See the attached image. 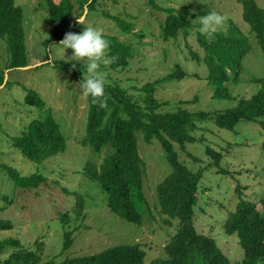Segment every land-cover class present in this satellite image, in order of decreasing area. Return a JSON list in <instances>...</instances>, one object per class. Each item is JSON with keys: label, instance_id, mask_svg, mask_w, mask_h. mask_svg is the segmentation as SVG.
I'll return each mask as SVG.
<instances>
[{"label": "rangeland", "instance_id": "374dc122", "mask_svg": "<svg viewBox=\"0 0 264 264\" xmlns=\"http://www.w3.org/2000/svg\"><path fill=\"white\" fill-rule=\"evenodd\" d=\"M72 1L75 18L82 17L85 25L98 27L103 34L117 35L134 47L127 68L113 69L102 64L100 74L105 81L127 88L141 103L144 93L140 88L145 83L175 71H182L183 77L156 90L155 96L163 104L160 111L185 108L214 113L237 106L240 98H249L259 89L256 79L264 77V52L244 21L240 0H95L85 11L79 7V0ZM255 1L264 8V0ZM16 3L24 13L26 51L20 60L13 61L8 38H0V162L25 176L40 173L47 182L38 189H24L16 186L0 168V219L13 224L10 229L0 228V240L18 239L24 248L37 252L44 261L92 255L119 244L141 245L147 253L146 264L167 257L165 246L177 233L179 220L167 218L158 197L159 184L173 171L166 150L158 139L147 143L143 133L137 132L139 152L146 162L143 221L135 224L122 219L111 210L107 192L86 169L89 162L99 166L114 148L108 146L96 152L85 142L89 98L82 94L81 79L76 76L88 75L85 66L71 60L72 49L64 53L60 42H46L51 37L47 0H16ZM156 4L163 9L182 10L192 26L187 32L181 30L176 38L166 39L162 28L167 13ZM212 11L228 17L226 26L220 30L226 31L232 20L252 39L239 81L228 85L231 97L215 95L208 80L209 69L202 60L199 20ZM113 17L131 22L133 32L138 31L141 36L123 32ZM83 30L84 25L80 24L72 33ZM205 35L208 40L213 39V34ZM107 55L109 58V49ZM61 61L73 63L75 70L56 68L55 64ZM30 89L46 100L67 142L65 152L42 163L24 157L12 141L33 119L45 114L44 109L25 102ZM262 120H242L234 129H225L209 119L198 123L199 128L193 134L195 140L188 142L185 150L175 145L180 161L192 171L201 172L194 206L196 229L214 237L232 264L242 261L245 251L237 234L226 232L225 222L241 198L256 202L264 195ZM209 146L220 153L218 162L208 155ZM65 213L69 216L66 223ZM67 231L73 232L74 242L64 250ZM13 249L8 248L0 259Z\"/></svg>", "mask_w": 264, "mask_h": 264}, {"label": "trees", "instance_id": "16d2710c", "mask_svg": "<svg viewBox=\"0 0 264 264\" xmlns=\"http://www.w3.org/2000/svg\"><path fill=\"white\" fill-rule=\"evenodd\" d=\"M94 1L79 0V7L85 11ZM240 2L243 4L244 21L249 24L250 33L256 37L264 52V8L255 0ZM47 3L51 37L46 42H61L66 33H72L80 25L74 17V3L72 0H47ZM155 6L167 13L162 28L166 39L176 38L181 30L187 32L192 26L182 10L163 9L157 4ZM23 17V9L16 0H0V38H8L14 55L13 61L20 60L26 51ZM113 19L119 22L123 32L141 36L138 31L133 32L131 22L117 17ZM103 35L109 42V67L127 68L129 59L134 56V47L117 35ZM198 40L204 51L202 60L209 69L208 80L215 89V95L231 97L228 85L240 79L243 61L252 49L250 35L235 21L230 20L227 30L213 33L212 40H208L201 32ZM195 57H199V54L195 53ZM55 67L75 70L74 64L68 61L57 62ZM183 75L182 71H175L164 78L145 83L140 88L144 93L143 103L116 82L105 81L103 97L93 101L88 96L85 142L96 152H101L108 146H112L114 150L103 158L99 166L89 162L86 166L87 173L107 192L108 205L115 214L129 222L141 224L142 207L146 203L143 195L146 162L139 152L137 132L143 133L147 143L158 139L173 166V171L158 186L159 202L168 219L179 220V227L165 246L168 256L156 258L149 264H232L214 237L199 233L196 229L194 206L197 203L201 172L192 171L180 161L175 145L179 144L185 150L186 144L195 140L193 134L199 128L198 123L209 119H214L219 127L225 129H234L242 120L264 119V77L256 79L260 86L255 94L249 98H240L238 105L230 109L214 113L185 108L160 111L163 104L155 96L157 88L181 79ZM76 76L82 81L83 78L78 74ZM25 102L44 109L45 114L33 119L24 131L14 136L13 145L24 157L37 163L65 152L66 137L52 109L47 108L46 100L35 89H30ZM260 124L264 130V120ZM207 153L216 162L219 161L218 151L209 146ZM0 168L8 173L16 186L24 189H38L47 182V178L40 173L25 176L9 164L1 162ZM82 204H79L81 208ZM68 219V213H65L63 222L66 223ZM12 226L10 220L0 219V228L10 229ZM225 230L228 234H237L245 251L243 260L236 264H264V195L256 202L241 198L236 210L226 220ZM73 242V232L67 231L64 250L69 249ZM8 248L14 249L6 258L0 259V264H146L147 255L139 244H119L92 255L68 256L62 261H44L37 252L24 248L18 239L7 237L0 240V255Z\"/></svg>", "mask_w": 264, "mask_h": 264}, {"label": "clouds", "instance_id": "9594fccd", "mask_svg": "<svg viewBox=\"0 0 264 264\" xmlns=\"http://www.w3.org/2000/svg\"><path fill=\"white\" fill-rule=\"evenodd\" d=\"M228 17L212 11L203 15L199 20V30L204 34H213L227 24ZM78 24L84 25V30L79 33H66L64 39L59 43L63 52L67 49L73 50L71 60L80 61L84 64L87 76L82 79L79 88L82 94L90 96L95 101L105 93V80L100 74L101 65H108L111 60L107 52L109 42L104 38L103 32L91 24L85 25L84 18L78 17Z\"/></svg>", "mask_w": 264, "mask_h": 264}]
</instances>
